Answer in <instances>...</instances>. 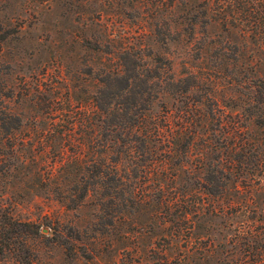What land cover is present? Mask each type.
I'll use <instances>...</instances> for the list:
<instances>
[{
	"label": "rangeland",
	"instance_id": "rangeland-1",
	"mask_svg": "<svg viewBox=\"0 0 264 264\" xmlns=\"http://www.w3.org/2000/svg\"><path fill=\"white\" fill-rule=\"evenodd\" d=\"M207 2L216 6L0 0V205L17 221L39 225L37 234L17 226L34 264L264 263V233L260 243L249 240L264 227V79L247 66L256 55L242 15L226 18L240 27L223 26L216 11H204ZM138 56L145 67L136 66ZM137 68L157 72L149 105L158 116L168 108L172 128L176 109L199 98L203 114L216 118L188 126L196 134L181 165L148 172L133 152L99 145L108 117L95 111L96 101L106 98L112 73L120 81ZM178 79L185 82L172 86ZM186 83L195 86L182 93ZM217 120L219 131L210 129ZM96 160L142 198L101 197L85 169ZM159 183L168 185L161 203ZM203 184L220 194L206 195ZM82 185L89 192L81 203L65 204ZM177 187L184 198L174 197ZM15 256L0 252V264H16Z\"/></svg>",
	"mask_w": 264,
	"mask_h": 264
},
{
	"label": "trees",
	"instance_id": "trees-1",
	"mask_svg": "<svg viewBox=\"0 0 264 264\" xmlns=\"http://www.w3.org/2000/svg\"><path fill=\"white\" fill-rule=\"evenodd\" d=\"M216 6L212 7L210 2H207V7L204 11L206 13L210 11H216L215 19L218 23L223 26H233L235 23H229L227 16L232 13L242 15L240 26L251 33V43L253 45V51L255 52V58L247 64L248 67H252L257 73L256 79H264L260 76L262 69L264 68V0H214ZM210 19V18H209ZM238 27H240L237 24ZM236 26V27H237ZM136 62L137 67H145V63L142 61V57L138 56ZM161 68V66H157ZM117 73H112V77L107 81V95L102 101H96L95 111L97 113L106 114L108 119L104 121L105 127L108 129V133L102 135L101 145L102 147L111 148L116 154L123 153L127 150L133 152L136 157V162L139 166L146 168L148 172L155 166H178L185 162V157L188 153L193 134H196L195 130L188 131L189 125H195L196 127H203L205 120L216 119L211 111H208V115L202 108L201 105L205 104L202 98L192 101V105L183 104L181 107L176 109L174 112L178 118L175 128L170 125V117L172 113L168 108L163 110V114L159 116L152 113V107L149 105L151 99V90L153 89L154 79L157 76V72L139 70L138 68L129 74L127 77H120L118 81ZM135 80V82H134ZM177 82H185V79H178L172 81V86ZM187 84V83H186ZM195 86L194 83H188L186 90L182 93H186L191 87ZM186 95V94H184ZM191 110L192 116H185L186 111ZM194 110V113L192 111ZM202 110V111H201ZM212 110V108H211ZM181 114V115H180ZM189 114V115H190ZM100 116H98L99 118ZM157 118L162 121L159 126L156 122ZM219 121V120H217ZM216 121V122H217ZM168 123V124H167ZM218 128L211 127L210 129ZM217 142V139H216ZM104 148V149H105ZM159 151V152H158ZM80 154V153H79ZM231 154V150L228 151V155ZM232 160V158H231ZM86 171H90L91 182L90 184L98 185L101 190L99 194L101 197H113L116 194L124 195L126 193L128 200L135 199L139 201L143 194L139 193L137 187H132L130 184H124L122 178L125 176L118 174L112 169H107L105 164L101 160H96L91 164V168L86 167ZM231 169V168H230ZM140 170V177L147 175V172ZM216 172H219V170ZM136 177V176H134ZM83 182L84 175L80 176ZM213 181L216 179L213 177ZM136 184V183H135ZM215 184V183H213ZM120 186L119 188H117ZM125 186V187H123ZM215 187V185H213ZM204 188L206 195L217 196L221 190L219 186L212 188L210 186L201 185ZM168 188L167 184H158L157 198L156 200L161 203V199L167 192L165 189ZM177 191L174 192L176 199L185 197V191H181L177 187ZM83 192L79 198H70L65 202L68 206L79 205L82 199L88 194L89 188L85 185L81 186ZM98 190V191H99ZM92 191V190H91ZM166 211L170 209L168 205L162 206ZM264 225V222H260ZM17 226H26L31 229L32 233L37 234L39 231V225L31 222H20L13 218L12 214L5 207L0 205V252L13 251L15 253L16 264H34L35 255L29 248V241L27 236H23L24 230ZM262 236L260 237L259 234ZM264 233V227L261 226L259 230H255V233L249 237L251 242H261ZM259 237V239L257 238ZM247 248L251 247L248 241L243 242ZM263 245V244H262ZM261 247V246H259ZM259 247H255L253 255H259L261 252L257 250ZM261 248L260 250H262ZM21 250L23 253H21ZM264 251V250H263ZM264 264V263H261Z\"/></svg>",
	"mask_w": 264,
	"mask_h": 264
}]
</instances>
